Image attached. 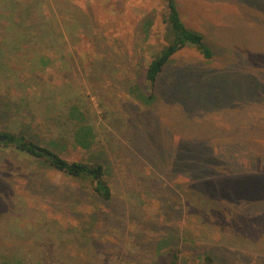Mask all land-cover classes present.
Wrapping results in <instances>:
<instances>
[{"label": "rangeland", "instance_id": "rangeland-1", "mask_svg": "<svg viewBox=\"0 0 264 264\" xmlns=\"http://www.w3.org/2000/svg\"><path fill=\"white\" fill-rule=\"evenodd\" d=\"M177 1L213 57L178 51L147 104L135 98V68L139 60L146 93L143 71L167 43L165 0H76L104 38L87 29L43 78L58 85L55 123L81 104L107 142L88 150L65 138L61 154L101 152L114 197L100 203L86 183L0 144V264H171L173 248L180 264H203L206 254L264 264V0ZM7 125L42 130L16 117Z\"/></svg>", "mask_w": 264, "mask_h": 264}, {"label": "trees", "instance_id": "trees-1", "mask_svg": "<svg viewBox=\"0 0 264 264\" xmlns=\"http://www.w3.org/2000/svg\"><path fill=\"white\" fill-rule=\"evenodd\" d=\"M24 2L26 6H22V0H0V40L4 47L0 49V123L9 122L16 117L21 123L37 122L42 130L37 128L14 130L7 125L8 128L0 129V135L3 137L0 139V144L5 148L42 158L56 171L86 183L87 190L96 197V201L107 203L106 201L113 199L114 190L107 179V160L102 154L100 155L101 152L84 160H77L63 156L59 150L60 147L64 148L62 144L65 138L73 141L74 145L88 150L99 144L104 148L107 142L98 138L100 133L89 124L88 114L81 104L69 108L66 123H63L62 117L60 123H55L57 113H52L56 112L58 105L55 98L58 85L51 78V74L43 78V75H47L51 69L59 72L61 69L56 64L58 56L76 53L81 36L84 33L90 34L87 29L93 33L95 31L93 28L98 26H93L92 21L88 23L93 19L89 9L86 8V4H77L76 0H25ZM165 2L167 43L153 56L143 71L147 94L142 91L140 84L142 67L139 60L135 68L137 72L135 85L140 89V92L137 88L134 90L135 98L144 100L147 104H151L156 99L158 78L178 51L190 45L196 47L205 59L213 57V50L205 41L204 35L188 27L182 20L178 1L165 0ZM79 27H82V32ZM94 33L95 36L100 35L104 38L103 31ZM69 45L71 49L67 48ZM115 46L111 45L110 50L109 47L106 49L97 45L96 53L121 52H118ZM129 52V49L124 51L126 54ZM135 52L134 50L132 54L134 58ZM14 60L15 65L12 64ZM21 60L25 62L19 64L21 67H17L18 61ZM34 103L37 104L36 106L44 103L46 108L39 113ZM40 116L48 122L40 119ZM51 120L54 122H49ZM46 129L50 130V140L44 143L42 133ZM166 244L167 240L163 239L159 247H165ZM179 251V248L172 249L171 264H180ZM203 264L217 263L211 254H206Z\"/></svg>", "mask_w": 264, "mask_h": 264}, {"label": "water", "instance_id": "water-1", "mask_svg": "<svg viewBox=\"0 0 264 264\" xmlns=\"http://www.w3.org/2000/svg\"><path fill=\"white\" fill-rule=\"evenodd\" d=\"M3 137L0 135V139H2Z\"/></svg>", "mask_w": 264, "mask_h": 264}]
</instances>
